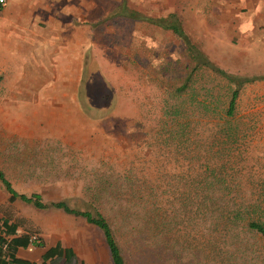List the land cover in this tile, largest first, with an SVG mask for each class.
<instances>
[{
  "label": "rangeland",
  "instance_id": "1",
  "mask_svg": "<svg viewBox=\"0 0 264 264\" xmlns=\"http://www.w3.org/2000/svg\"><path fill=\"white\" fill-rule=\"evenodd\" d=\"M5 1L0 20L3 8L23 13L40 30L32 27L34 36L51 40L60 30L65 42L57 49L65 56L50 62L46 87L58 96L28 108L26 129L0 111V170L11 185L25 194L41 190L65 198L80 209L97 208L114 229L125 264H264V240L232 217L242 211L244 220L264 225V0ZM121 2L150 18L175 14L217 67L256 77L241 87L231 117L224 109L232 85L208 68L197 70L189 89L176 97L191 67L181 41L154 23L126 16L104 20ZM2 36L0 27V47ZM9 79L8 66L0 64V110ZM200 100L205 110L195 116ZM164 103L183 109L171 133L159 122ZM128 168L156 179L160 216L171 215L166 200L181 190L220 199L191 210L174 204L171 229L165 231L163 219L160 234L170 236V244L149 249L125 242L115 226L132 216L118 210L121 202L108 188L100 190L97 179L112 181ZM193 178L201 184L191 185ZM6 199L0 186V216L21 218V228L48 225L46 213Z\"/></svg>",
  "mask_w": 264,
  "mask_h": 264
},
{
  "label": "trees",
  "instance_id": "2",
  "mask_svg": "<svg viewBox=\"0 0 264 264\" xmlns=\"http://www.w3.org/2000/svg\"><path fill=\"white\" fill-rule=\"evenodd\" d=\"M116 16H126L135 18L141 21L154 23L161 26L164 29L169 30L181 41L185 54L191 63V67L183 80V82L176 88V97L182 96L188 89L192 77L196 74L200 68H208L217 76L222 77L232 86L228 90V98L224 109V115L231 117L234 113L236 100L239 96L241 87L245 83H250L256 79V77H241L226 73L214 63H212L206 55L199 49L194 43H192L187 35L183 32L179 21L175 14L169 13L162 18H150L144 15H138L134 11H128L125 4L121 2L116 10L111 11L104 17V20L111 19ZM91 25V24H90ZM94 25V24H93ZM196 108L192 110L196 115H201L205 110V104L200 100L199 104L196 102ZM159 122L167 127L169 133L172 132V127L175 124L180 123V119L183 117V109L179 106H169L164 103L163 109L160 114ZM127 169L123 174L117 175L112 181H109L107 177H100L98 183L100 190L105 191L107 188L110 190L108 194L112 193V197L117 198L121 203L118 204V210L125 217L132 216L131 219H127L123 223H119L115 226L116 229L121 230L125 235V242H132L140 245H144L149 249H155L160 243L164 245L171 243L170 236L160 237L161 230L163 229V221L165 220V231H170L171 218L174 215V204H178L179 209L188 207L189 210L197 208L196 206L203 201H207L212 204L214 201L220 199L212 192L203 196L195 190L187 189V191H179L172 193L170 200H166L169 208L171 209V215L166 213L164 215L159 214V194L157 192L156 179L151 175L134 176ZM217 179V178H214ZM190 184H201L199 180L195 178L189 180ZM0 186L6 193L8 201L14 200L30 205L36 210L58 209L64 213L71 214L73 216L83 219L86 223L97 228L102 236L108 251L111 264H125L121 248L115 237V232L112 226L107 222L105 217L99 212V210L91 204L89 207L80 209L78 207L71 206L68 200L63 198L56 201L43 202L39 193L31 192L29 194L18 192L5 177L4 173L0 170ZM106 186V187H105ZM196 189L195 187H193ZM170 195V194H169ZM168 199V198H166ZM168 208V209H169ZM93 209V211L89 210ZM167 209V210H168ZM177 211V210H176ZM210 210L209 212H212ZM247 211V210H243ZM233 219H239L243 221L241 224L247 231H252L259 234L264 240V225L260 222L252 219L244 220V216L241 215L242 211H234ZM164 219V220H163ZM21 223L19 221H10L8 217L2 216L0 218V264H31L24 260L18 259L15 256V252L18 247L25 248L29 245L40 247L41 237L37 229H28L31 227H23L20 230ZM168 228V229H167ZM63 257V264H74L72 254L67 249H61L58 246L47 249L41 256V262L44 264L45 260L52 257Z\"/></svg>",
  "mask_w": 264,
  "mask_h": 264
},
{
  "label": "crops",
  "instance_id": "3",
  "mask_svg": "<svg viewBox=\"0 0 264 264\" xmlns=\"http://www.w3.org/2000/svg\"><path fill=\"white\" fill-rule=\"evenodd\" d=\"M6 1L8 3V0ZM1 14H3L5 20H0L1 33L3 34L1 37L0 64L8 66L10 83L2 94L4 107L0 111L8 113V121L14 122L15 127L26 129L29 122L32 121L28 114V108L37 107L39 104L49 105L50 102L45 101L44 98L58 96L57 91L51 92L50 88L46 87L49 83L51 60L65 56L64 52L57 50L65 46L64 37L58 34L60 30H55L51 40L50 36H46L42 40L40 37L33 35L34 30L31 29L32 27L33 29L36 28L35 31L37 32H40V30H38V27L33 26L35 23L31 19L26 18L27 15L23 13L15 15L13 11L10 13L6 8L1 9ZM16 34H18V39L11 42L10 37H15ZM68 48L71 47L68 46ZM20 65L23 66L19 67ZM14 66H16V70L13 69ZM28 82H34V85L29 87ZM71 91L69 90V97L73 96ZM64 95V91L61 90L60 96L62 99ZM62 105L64 106V104ZM71 106L73 110H76L74 105ZM22 108L25 109L22 110ZM20 122H24L25 125L20 124ZM36 193L40 194L43 202L63 199L62 197H47L41 190L36 191ZM6 200L7 203L16 201L9 202L8 198ZM38 211L49 216L48 225L37 227L38 223L32 222V225L29 224L31 228L28 229L39 231L42 245L40 247L31 245L25 248L18 247L15 252L16 258L31 264H39L42 254L47 249L58 246L71 252L74 264H111L105 243L97 228L79 217L58 209ZM8 218L10 221L15 222L21 219H17L16 216ZM63 260V257L54 256L46 259L44 264H63Z\"/></svg>",
  "mask_w": 264,
  "mask_h": 264
},
{
  "label": "built area",
  "instance_id": "4",
  "mask_svg": "<svg viewBox=\"0 0 264 264\" xmlns=\"http://www.w3.org/2000/svg\"><path fill=\"white\" fill-rule=\"evenodd\" d=\"M2 3H3V0H0V5H2Z\"/></svg>",
  "mask_w": 264,
  "mask_h": 264
}]
</instances>
